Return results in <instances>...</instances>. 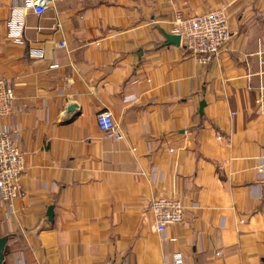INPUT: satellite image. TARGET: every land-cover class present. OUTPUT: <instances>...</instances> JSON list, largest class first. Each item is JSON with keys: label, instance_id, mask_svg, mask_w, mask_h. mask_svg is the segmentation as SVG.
Here are the masks:
<instances>
[{"label": "crops", "instance_id": "crops-1", "mask_svg": "<svg viewBox=\"0 0 264 264\" xmlns=\"http://www.w3.org/2000/svg\"><path fill=\"white\" fill-rule=\"evenodd\" d=\"M49 1L25 10L18 44L8 23L25 1L0 0V78L16 94L0 130L25 167V194L1 210L9 264H264V0ZM214 9L231 38L201 64L167 35ZM160 196L186 207L166 239L148 210Z\"/></svg>", "mask_w": 264, "mask_h": 264}, {"label": "built area", "instance_id": "built-area-1", "mask_svg": "<svg viewBox=\"0 0 264 264\" xmlns=\"http://www.w3.org/2000/svg\"><path fill=\"white\" fill-rule=\"evenodd\" d=\"M25 9L15 8L12 12L9 37L18 44H23L24 12L31 9L36 15L47 11L49 0H24ZM175 32L181 37V47L197 57L201 64H208L215 59L221 49L231 38L227 13L224 9H214L204 14L179 19L175 24ZM67 47L65 41L57 44L58 49ZM33 56L42 57V53L33 52ZM16 94L5 78H0V119L14 116ZM99 129L110 140L122 141L123 135L110 111H102L97 117ZM133 152L136 149L132 150ZM258 171L264 184V156L259 159ZM25 173L24 155L19 147L17 134L8 129L0 130V203L11 212L12 202L22 197L24 187L22 178ZM153 216L154 230L166 239L169 227L184 221L186 207L176 197L160 196L152 199L148 206ZM122 264H128L124 262ZM170 264H184L179 253L171 255Z\"/></svg>", "mask_w": 264, "mask_h": 264}, {"label": "water", "instance_id": "water-1", "mask_svg": "<svg viewBox=\"0 0 264 264\" xmlns=\"http://www.w3.org/2000/svg\"><path fill=\"white\" fill-rule=\"evenodd\" d=\"M169 43L180 45L181 37L179 35H167ZM53 209L50 208L49 215L51 216ZM0 223H1V203H0ZM9 237H0V264H5L6 250Z\"/></svg>", "mask_w": 264, "mask_h": 264}, {"label": "trees", "instance_id": "trees-1", "mask_svg": "<svg viewBox=\"0 0 264 264\" xmlns=\"http://www.w3.org/2000/svg\"><path fill=\"white\" fill-rule=\"evenodd\" d=\"M13 239H14L13 237H9L8 243H11ZM12 253H13L12 249L7 245L5 264H9L8 257L12 255Z\"/></svg>", "mask_w": 264, "mask_h": 264}, {"label": "rangeland", "instance_id": "rangeland-1", "mask_svg": "<svg viewBox=\"0 0 264 264\" xmlns=\"http://www.w3.org/2000/svg\"><path fill=\"white\" fill-rule=\"evenodd\" d=\"M1 210H2V208H1Z\"/></svg>", "mask_w": 264, "mask_h": 264}]
</instances>
